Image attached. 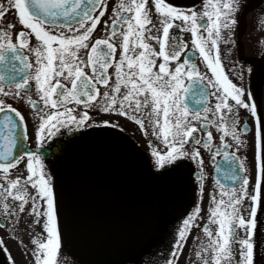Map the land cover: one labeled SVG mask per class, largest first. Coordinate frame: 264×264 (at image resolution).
Listing matches in <instances>:
<instances>
[{"label":"snow or ice","instance_id":"6c2138e0","mask_svg":"<svg viewBox=\"0 0 264 264\" xmlns=\"http://www.w3.org/2000/svg\"><path fill=\"white\" fill-rule=\"evenodd\" d=\"M154 4L162 35H152V28L156 25L152 24L147 0H119L112 8L111 30L107 31L105 37L96 38L90 44L94 30L108 10L106 0H6V3L0 0V20L14 8L19 23L24 26L15 34V40L10 34V29L15 27L13 23H9L7 28L0 27V94L19 97L30 90L29 82L34 79L44 105V108H40L31 95L27 96L32 107L38 109L39 126L35 130V137L38 142L47 139L52 144L57 143L53 137L57 136L59 129L66 126V131L73 136L85 134L75 130L89 127L88 109L93 107L94 101L104 112H119L125 116L131 113V119L137 121L147 134L145 109L150 105L147 118L152 124L153 134L161 138L166 146L164 150L156 146L151 148L155 170L150 169V174L159 176L169 171H179L184 165V158L190 157L197 160L201 169L197 174L201 194L204 192V159L195 145L203 142L204 148L212 151L213 133L207 131V138L203 141L196 139L197 125L191 123L189 116L192 120H199L203 114L204 127L216 123L217 130L221 132L220 141L230 147L227 136L240 144L244 143L238 106L250 109L254 118V188L249 191L252 178L246 174L245 159L233 161L237 168L230 172L229 179L235 181L239 177L242 183L239 187L233 184L227 189L220 184L219 197L212 193L208 223L203 225L206 239L200 242L195 254L201 264H255V233L259 215L264 212V116L259 113L257 101L249 102L244 98L245 94L252 97L253 93L225 73L219 46L221 40L231 39L230 33L236 23L235 14L241 5L239 0H206L203 11L198 12L177 6L175 0H154ZM97 11L99 14H96ZM61 17L66 20L61 22ZM176 21L181 23L177 25ZM173 27L190 30L191 48L182 38L171 34ZM25 28L30 31L26 33ZM32 34L37 39L35 47L30 43ZM117 34L121 37L119 59L116 58L118 45L114 42ZM148 39L156 40L159 50L148 43ZM23 48L35 53L34 73L31 71L34 65L23 54ZM81 49H88L86 59L81 57ZM197 50L211 68L214 78H208L199 71L192 55ZM182 54L183 60L180 59ZM157 58H162L158 69ZM172 61L176 62L174 69L170 63ZM85 66L91 67L92 74L85 71ZM113 66L115 81L110 83L113 74L109 69ZM253 71L249 68L250 73ZM64 80L70 81L71 87L63 83ZM203 80L216 89L217 102L212 118L207 116L210 110L206 107L207 93ZM98 85L105 86L102 93ZM190 91L197 103L194 109L190 108L187 100ZM231 101H235V104ZM73 103L85 106L82 114H77L76 109L69 106ZM0 113L4 114L0 120V160L3 161L0 162V206L12 221L13 233L25 212L34 217L33 225L43 220L47 238L33 240L37 245L36 264H58L62 236H66L69 230L63 195L58 199L52 173L46 170L45 159L39 151L24 149L20 141L18 153H14L18 136L27 138L28 129L23 113L4 99H0ZM12 114L23 125V132L16 131L20 125ZM101 123L108 125L111 121L103 119ZM243 131L247 132V127ZM188 144L193 145L191 152L186 149ZM216 154H220L219 150ZM223 155L231 159L236 153L225 151ZM24 158L27 159L28 175L13 178L10 170ZM29 184L35 189L34 192L28 190ZM9 198L18 200L19 204L13 206ZM246 198L251 201L247 216L241 211ZM200 213L201 208L197 206L183 220L175 239L172 259L166 264H173L177 260ZM61 217L65 218L63 229ZM213 224L217 225L215 229ZM240 227L245 231L243 238L237 236ZM237 240L239 259L234 248ZM3 243L0 238V244ZM131 259L133 257L129 256L124 260Z\"/></svg>","mask_w":264,"mask_h":264},{"label":"flooded vegetation","instance_id":"af4514ba","mask_svg":"<svg viewBox=\"0 0 264 264\" xmlns=\"http://www.w3.org/2000/svg\"><path fill=\"white\" fill-rule=\"evenodd\" d=\"M119 2V0H106L108 4V10L101 18V22L94 30L89 43H94L96 38L105 37L107 31L112 28L111 20L113 19L112 8ZM172 2V0H169ZM206 0H175V4L179 7L186 9H195L198 12L203 11V5ZM6 3V0H5ZM241 5L240 10L235 14L236 23L230 33V40H221L219 42L221 61L225 73L234 82L245 87L246 90L253 93L252 97H248L245 94V100L251 102L255 100L259 105V113L264 116V0H239ZM148 8L150 9V16L152 18V24L156 25L152 28V35H162V27L160 25L159 15L155 11L154 0H147ZM96 14H99L98 11ZM104 21H108L107 24ZM9 23H13L15 27L10 29L12 38L16 39V33H18L24 26L18 21L17 10L12 8L6 13L5 17L0 20V27L7 28ZM181 22L176 21L179 25ZM148 27H151L149 25ZM157 28L160 29L157 32ZM25 32L30 30L24 29ZM62 31H67L61 28ZM171 34L182 38L188 43V47H192V37L190 30H182L180 27H173ZM201 31H204L203 29ZM227 32V30H225ZM206 34V33H205ZM117 43L116 58L119 59V53L121 51L120 42L121 37L117 34L115 38ZM31 46L35 47L37 39L34 34L31 36ZM148 43L152 44L159 50V44L156 40L148 39ZM188 51L187 49L185 50ZM22 52L25 56H28L34 67L31 71L34 73L36 68L35 53L29 51L28 48H23ZM88 49H81L80 55L86 59ZM214 53V50H213ZM195 56V62L198 65L199 71L208 78H214V74L211 72V68L208 67L207 62L199 55L198 50L192 53ZM184 54L180 59L183 60ZM162 58H157V69L159 61ZM174 69L176 62H170ZM249 68L254 69L253 72H249ZM85 71L91 73V67L85 66ZM109 72L113 74L112 81H115V68L114 66L109 69ZM63 83L71 87V83L68 80H64ZM206 93L207 102L206 107L210 110L207 112V116L212 118L215 112V103L217 102L216 89L208 84L207 80L202 81ZM101 88V93L105 90V86L98 85ZM29 91L22 93L21 96H3L0 94V99H4L7 103H12L14 107L19 109L27 123V138L18 136L17 148L14 149V153H18L20 147V141L23 142V147L26 150H37L45 159L47 165V171L52 173L54 180V187L57 191L58 199L63 195L65 209L67 205L68 190L71 179L74 174L75 167L84 154L85 149L93 141L97 139H107L114 143L124 147L136 160L141 172L142 182L145 187V210L148 211L150 216V224L147 231L142 237L131 244L128 238L118 235L111 240L106 241L107 244L113 248L116 246L120 249L121 257L116 264H121V261L131 256L133 259L124 260L123 264H166L168 260L172 259V252L175 249V239L178 238V231L183 224V220L193 212L195 207L200 206L201 213L196 220V226L192 227L189 235L187 236L186 243L184 244L181 252L179 253L177 260L173 261V264H201L200 258L196 256L198 245L202 240L206 239V235L203 233V225L208 223L209 207L211 202V195L213 192L219 197L220 188L219 185L227 183L226 189L229 188V177L221 176L216 170V166L221 159L224 158L223 153L225 151L236 153L239 158L245 159L247 175L252 179L249 182V191L254 188L255 170L254 158H255V141H254V118L250 112V109L244 106H238V112L240 116V125L244 143L240 144L232 140L231 136H227L228 144L230 147L224 146L219 137L221 132L217 130L216 123H210L206 127L203 126V114L199 120H192L189 116L191 123L197 125V132L195 134L196 139H206L207 131L213 133V148L212 151L204 148L203 142L199 145H195L201 151L203 156V172H204V192L200 193V181L197 178V174L201 171L200 166L195 159L190 157L184 158L185 162L179 171H169L159 176L151 175L150 169L155 170V162L151 155V148L153 146L159 147L164 150L165 145L161 138H158L153 134L152 124L147 118V112L150 110V105L145 109V127L147 128V134L145 130L140 127L139 123L131 119V113L127 116L119 112H104L99 104L92 102L93 107L89 108L90 119L88 121L89 127L84 129H76L75 131L85 133L82 136H73L66 131L65 128L59 129L57 136L53 137L57 143L52 144L51 140H45L38 142L35 137V130L39 126V119L36 115L38 109L33 108L27 99L28 95H31L32 99L36 100L40 108H44L40 95L36 89L35 80H30ZM198 91V89H196ZM123 94V89L122 93ZM100 98L98 97V100ZM187 100L190 108L197 107L196 100L193 98L192 91L188 93ZM235 104V101H231ZM70 107H74L77 114H82L85 110V106L81 104H71ZM226 111V110H225ZM13 119L20 125L16 131L18 133L23 132V125L20 124L18 117ZM136 115H140L137 113ZM103 119L111 121L110 124L104 125L101 123ZM247 127L248 131L244 132L243 129ZM149 141H152L149 144ZM40 145L38 148L37 145ZM52 145L49 148V145ZM193 148L192 144L186 145V149L191 152ZM237 149L239 151L237 152ZM219 150V155H217ZM251 156V157H250ZM27 159L24 158L19 164L14 166L10 170V175L15 178L19 175L25 177L28 175L26 168ZM252 163V165H251ZM106 182V180H104ZM242 181L234 183L237 187L240 186ZM224 185V184H223ZM121 185H103L101 199L103 204L117 205L123 201V197L128 199L130 196L118 193L121 190ZM28 190L34 192L35 189L28 185ZM9 202L15 206L19 204L18 200L9 198ZM251 204L250 199L243 200L242 212L247 216L248 205ZM30 207V205H29ZM67 213V209H66ZM34 219L33 216L25 212L22 215V219L19 225L16 226L15 233L12 229V221L6 217L0 206V238L4 243L0 244V264H27V262L35 261L36 264V247L33 242L36 239H46L47 233L43 228V220L39 224L33 225L31 222ZM64 217H61V227L63 229ZM213 229L217 227L216 224L212 225ZM238 238L245 236V231L240 227L237 231ZM256 242V257L255 264H264V212H261L258 218V227L255 233ZM236 258L239 259L240 246L237 243L234 245ZM115 258V253L112 249L103 248L101 256L92 261L91 259L83 256L79 253L71 243L70 234L62 236L61 247L58 254V264H107L110 260Z\"/></svg>","mask_w":264,"mask_h":264},{"label":"water","instance_id":"95a60500","mask_svg":"<svg viewBox=\"0 0 264 264\" xmlns=\"http://www.w3.org/2000/svg\"><path fill=\"white\" fill-rule=\"evenodd\" d=\"M60 20L62 22L66 18L61 17ZM235 160H238L236 156L221 159L216 167L218 174L229 177L230 172L237 168L233 163ZM238 181L239 177L231 180L229 185ZM103 185H121L118 193L130 197H123L117 205L103 204ZM144 202V183L131 153L107 139L93 141L80 157L68 190L66 209L72 245L92 261L101 256L103 248L112 249L115 258L107 264H116L121 257L120 249L110 247L106 241L121 235L135 244L142 237L150 224Z\"/></svg>","mask_w":264,"mask_h":264},{"label":"rangeland","instance_id":"374dc122","mask_svg":"<svg viewBox=\"0 0 264 264\" xmlns=\"http://www.w3.org/2000/svg\"><path fill=\"white\" fill-rule=\"evenodd\" d=\"M251 157V156H250ZM254 163H255V159H254ZM251 165H252V163H251ZM253 170H255L254 169V166H253ZM27 264H35V261L33 260V261H30V262H27Z\"/></svg>","mask_w":264,"mask_h":264}]
</instances>
